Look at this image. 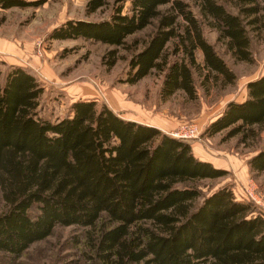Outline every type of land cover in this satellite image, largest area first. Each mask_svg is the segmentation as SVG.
<instances>
[{
  "label": "trees",
  "instance_id": "trees-1",
  "mask_svg": "<svg viewBox=\"0 0 264 264\" xmlns=\"http://www.w3.org/2000/svg\"><path fill=\"white\" fill-rule=\"evenodd\" d=\"M85 1L87 14L107 4ZM118 1L107 19L67 20L48 38L112 46L101 58L108 68L119 59L117 48H127L124 81L134 84L157 70L163 100L181 91L186 101H197L195 74L204 91L234 83L236 74L206 40L204 26L217 32L234 60L246 62L253 61L249 30L264 27V0H228L231 8L227 0ZM42 2L0 0V9ZM148 27L147 40L138 44L135 35ZM246 88V97L227 102L205 135L224 131L243 145L264 135V74ZM43 91L24 67H12L0 84L3 264L56 226L83 229L81 239H72L82 241V264H264V216L236 200L229 186L209 194L200 188L226 170L196 158L188 141L107 106L98 109L94 100L74 101L61 118L43 117ZM248 165L264 172V146Z\"/></svg>",
  "mask_w": 264,
  "mask_h": 264
},
{
  "label": "rangeland",
  "instance_id": "rangeland-1",
  "mask_svg": "<svg viewBox=\"0 0 264 264\" xmlns=\"http://www.w3.org/2000/svg\"><path fill=\"white\" fill-rule=\"evenodd\" d=\"M85 2L43 0L36 7L0 9L2 33L19 39L20 44L11 46L26 59L21 61L20 66H10L9 61H4L0 56V84L12 67L30 69L44 87L39 99V112L43 117L61 118L70 113V105L74 101L89 99L96 102L98 109L107 106L124 119L159 127L169 136L181 127L195 125L200 132L199 138L194 142L188 141L195 157L228 167L224 176L201 181L203 194L229 186L236 200L250 203L255 213L264 216V172L256 174L248 165L250 157L264 146V135L254 143L243 145L238 143V136L224 138V131L212 136L204 134L207 125L222 112L225 104L232 100H243L247 94V83L264 74V27L256 32L249 30L253 61L246 62L234 60L226 52L224 41H217V32L204 26L206 40L214 45L218 54L236 74L234 83L224 87L211 84L209 91H204L200 84L201 76L195 74L199 95L197 101H186L181 91L163 100L159 95L163 74L157 70L134 84L124 81L128 71V59L131 56L127 48H117L119 59L115 65L108 68L101 58L112 46L83 39L48 38L53 28L67 20L107 19L116 5L121 3L107 0L104 7L87 14ZM226 2L230 7L229 1ZM127 5L125 2L123 11ZM191 9L198 14L196 7L191 5ZM150 33L151 27L137 33L135 38L139 40L138 44H143ZM131 40L132 37H129L128 41ZM198 58L201 60L199 51ZM31 60L38 61L37 69L32 65L28 66ZM70 85L78 86L80 92L77 95H69L68 91L64 90ZM198 148L201 150H197ZM248 192L254 193L255 199H252ZM4 209L5 202L0 190V212ZM81 230L83 229L74 226H56L48 237L31 244L22 256L11 264H82V241L79 244L72 241L74 236L82 238ZM6 256L0 253V263Z\"/></svg>",
  "mask_w": 264,
  "mask_h": 264
},
{
  "label": "crops",
  "instance_id": "crops-1",
  "mask_svg": "<svg viewBox=\"0 0 264 264\" xmlns=\"http://www.w3.org/2000/svg\"><path fill=\"white\" fill-rule=\"evenodd\" d=\"M11 44H20V41H19V39H16L15 37H11L10 35H8V33H2V29L0 28V56L4 59V61H7V62L9 61L10 66H20L21 61L23 62L26 59L25 58L23 59L22 54H19L17 50L13 49ZM29 63H30L29 65L27 64L28 66L32 65L33 67H35V69H37V67H36V65L38 64L37 60H31V61H29ZM32 66H30V67H32ZM41 68H42V66H41ZM41 71L43 72V69ZM64 91H68L69 95H72V94L77 95L80 92V88L78 86H75V85H70L69 88L65 89ZM140 123H142V122H140ZM191 141L194 142L195 140H191ZM197 150H201V149L198 148ZM205 159H207V158H205ZM207 161H210L217 168H221L224 170L228 169V167H223V165L220 163H216V162L211 161V160H207Z\"/></svg>",
  "mask_w": 264,
  "mask_h": 264
},
{
  "label": "built area",
  "instance_id": "built-area-1",
  "mask_svg": "<svg viewBox=\"0 0 264 264\" xmlns=\"http://www.w3.org/2000/svg\"><path fill=\"white\" fill-rule=\"evenodd\" d=\"M200 132L195 125H189L179 128L176 132L171 133L174 138L183 139L186 141L198 139ZM252 199H255L256 195L252 192H248Z\"/></svg>",
  "mask_w": 264,
  "mask_h": 264
}]
</instances>
